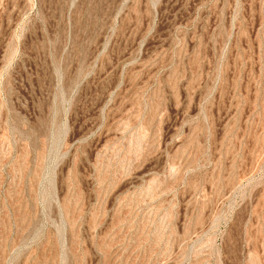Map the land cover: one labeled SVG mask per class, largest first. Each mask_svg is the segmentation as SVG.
Here are the masks:
<instances>
[{
    "label": "rangeland",
    "instance_id": "374dc122",
    "mask_svg": "<svg viewBox=\"0 0 264 264\" xmlns=\"http://www.w3.org/2000/svg\"><path fill=\"white\" fill-rule=\"evenodd\" d=\"M0 264H264V0H0Z\"/></svg>",
    "mask_w": 264,
    "mask_h": 264
}]
</instances>
